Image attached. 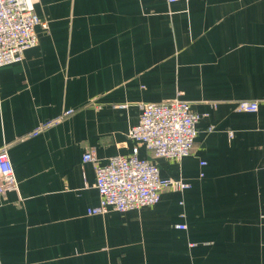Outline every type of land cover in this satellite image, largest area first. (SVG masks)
<instances>
[{"label": "crops", "instance_id": "1", "mask_svg": "<svg viewBox=\"0 0 264 264\" xmlns=\"http://www.w3.org/2000/svg\"><path fill=\"white\" fill-rule=\"evenodd\" d=\"M34 9L48 29L0 68V146L10 145L19 182L0 195V264H264V0H37ZM179 93L200 116L195 147L182 161L154 159L128 137L138 105ZM238 101L259 110L240 112ZM135 148L189 190L89 215L99 192L83 155L106 166Z\"/></svg>", "mask_w": 264, "mask_h": 264}, {"label": "built area", "instance_id": "2", "mask_svg": "<svg viewBox=\"0 0 264 264\" xmlns=\"http://www.w3.org/2000/svg\"><path fill=\"white\" fill-rule=\"evenodd\" d=\"M36 1L0 0V68L19 63L26 50L36 48L39 44L38 26L48 29L47 22L42 21L34 9ZM181 96L182 93H179L168 102L138 105L140 119L138 125L129 130L128 137L144 146L154 159L182 161L190 156L195 147L200 116ZM237 104L240 112L254 113L259 110L257 101H238ZM73 113L71 110L66 116ZM50 126L51 123L43 124L30 136L37 137ZM9 149L7 143L0 146L1 196L19 189ZM83 157L84 163L95 164L96 189L99 192V204L89 209V215L101 216L110 211L124 213L153 207L164 191L183 193L190 187L182 180L163 178L156 164L138 156L137 148L130 156L112 157L106 166L98 162L94 151L85 153ZM176 228L187 229L185 225H177Z\"/></svg>", "mask_w": 264, "mask_h": 264}]
</instances>
